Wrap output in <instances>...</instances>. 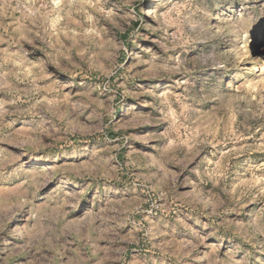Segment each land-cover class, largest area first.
Returning <instances> with one entry per match:
<instances>
[{"label": "rangeland", "instance_id": "1", "mask_svg": "<svg viewBox=\"0 0 264 264\" xmlns=\"http://www.w3.org/2000/svg\"><path fill=\"white\" fill-rule=\"evenodd\" d=\"M0 264H264V0H0Z\"/></svg>", "mask_w": 264, "mask_h": 264}]
</instances>
